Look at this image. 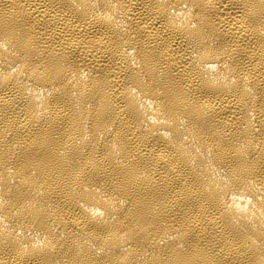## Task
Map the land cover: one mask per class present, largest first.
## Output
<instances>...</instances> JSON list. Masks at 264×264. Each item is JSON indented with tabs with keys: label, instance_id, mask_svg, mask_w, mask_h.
<instances>
[{
	"label": "bare ground",
	"instance_id": "bare-ground-1",
	"mask_svg": "<svg viewBox=\"0 0 264 264\" xmlns=\"http://www.w3.org/2000/svg\"><path fill=\"white\" fill-rule=\"evenodd\" d=\"M0 264H264V0H0Z\"/></svg>",
	"mask_w": 264,
	"mask_h": 264
}]
</instances>
